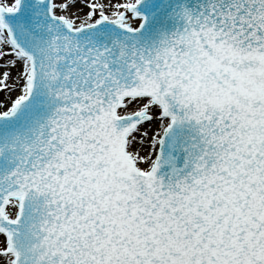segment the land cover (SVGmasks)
<instances>
[{"label": "snow or ice", "instance_id": "6c2138e0", "mask_svg": "<svg viewBox=\"0 0 264 264\" xmlns=\"http://www.w3.org/2000/svg\"><path fill=\"white\" fill-rule=\"evenodd\" d=\"M0 264H264V0H0Z\"/></svg>", "mask_w": 264, "mask_h": 264}]
</instances>
